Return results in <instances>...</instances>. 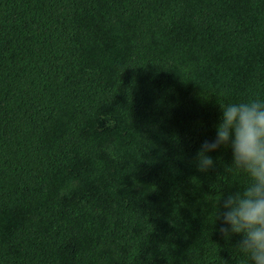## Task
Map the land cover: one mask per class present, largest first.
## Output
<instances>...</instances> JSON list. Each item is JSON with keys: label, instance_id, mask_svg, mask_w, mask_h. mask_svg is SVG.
<instances>
[{"label": "trees", "instance_id": "trees-1", "mask_svg": "<svg viewBox=\"0 0 264 264\" xmlns=\"http://www.w3.org/2000/svg\"><path fill=\"white\" fill-rule=\"evenodd\" d=\"M257 98L264 0H0V264H250L196 153Z\"/></svg>", "mask_w": 264, "mask_h": 264}, {"label": "clouds", "instance_id": "clouds-1", "mask_svg": "<svg viewBox=\"0 0 264 264\" xmlns=\"http://www.w3.org/2000/svg\"><path fill=\"white\" fill-rule=\"evenodd\" d=\"M221 109L216 138L205 140L196 153L197 168L207 172L214 167L208 153L231 147V166L246 173L249 183L242 191L229 194L222 204L220 198L212 200L215 219L222 218L227 225L219 229L225 237L242 236L237 248L250 264H264V101L257 98ZM220 208L224 211L218 214Z\"/></svg>", "mask_w": 264, "mask_h": 264}]
</instances>
